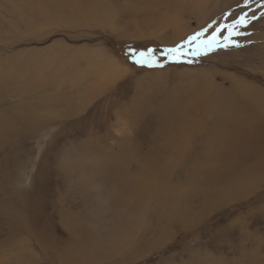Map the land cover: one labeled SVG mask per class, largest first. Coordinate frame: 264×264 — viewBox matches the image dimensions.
I'll use <instances>...</instances> for the list:
<instances>
[{
    "label": "rangeland",
    "instance_id": "obj_1",
    "mask_svg": "<svg viewBox=\"0 0 264 264\" xmlns=\"http://www.w3.org/2000/svg\"><path fill=\"white\" fill-rule=\"evenodd\" d=\"M60 1L0 0V264H264V180L246 178L254 152L221 158L211 192L212 175L191 178L194 160L155 153L168 141L157 142L154 123L159 107H186L208 84L264 89L262 0L185 11L179 41L161 22L167 0H111L116 18L99 21L96 0ZM244 13L246 26L229 35ZM217 28L209 51L202 42Z\"/></svg>",
    "mask_w": 264,
    "mask_h": 264
},
{
    "label": "bare ground",
    "instance_id": "obj_2",
    "mask_svg": "<svg viewBox=\"0 0 264 264\" xmlns=\"http://www.w3.org/2000/svg\"><path fill=\"white\" fill-rule=\"evenodd\" d=\"M96 1H97L96 5L92 4V6H93L92 11L95 12V14L92 16L93 20L99 21V20H101V16H103L104 18H108V15L111 16V14L114 15V16H111L112 19L116 18V13L118 12L119 9L117 6L116 7L112 6L113 4H112L111 0H96ZM153 1L157 2V4L164 2V0H153ZM167 1H169V3H171L170 8L172 7V9H173L172 15L163 14L165 16L162 17L164 19L161 22H164L165 26L171 27L172 30H174L178 33L176 35L177 36L179 35L178 40H177V41H179V39L184 35L185 30L188 29L186 27V25H187L186 20L182 21L183 16H185L184 12L187 11V12H189L188 15H190V14H193V9H195L198 13H201L205 9V6H207V4L209 3L210 0H183V1L182 0H167ZM61 2L62 1L57 0L58 4H55L54 7H61L63 4ZM141 2L143 3V5H145V3H147L149 5L152 4V3L150 4L151 0L149 1V3L147 2V0H141ZM86 3H88V2H86ZM161 5H163V4H161ZM187 5H192L193 8L191 6H187ZM87 6H89V4ZM153 6H154V4H153ZM156 7H158V6H156ZM76 8H78L76 13H79L81 11L80 6H77ZM146 9H148V8L146 7ZM160 9H158V10H160ZM150 10H154V9H150ZM156 10H154V11H156ZM166 10H167V8H166ZM160 12H161V14L164 13V11H160ZM188 15H186V16H188ZM197 19L199 20V17ZM83 21H86V20L83 19ZM157 25H158V23H157ZM157 25H155V26H157ZM160 28L158 26V28H156L155 30L160 31ZM233 84L234 85L229 89L226 88L224 85H215V84L210 85V84H208L205 88H198V89H195V90L190 92L191 93V99L188 100L186 107L181 106L179 109H177V111H172V109L170 110L169 107L163 105L164 108L159 107L161 109L154 111V114L156 116L154 118V123L156 125L155 136L158 137L156 140H158L157 142H164L165 140H167L168 141L167 147L171 149V150L166 149L167 147H165V144L163 145V143H162L160 145H157L158 150L155 153H159V150H161L162 153H163V151H166L167 153H169L168 151H170V152H173V154L175 153L176 155H180L181 160H182V158H184V160H185V157H186V160L188 162H191L192 160H194V162H193L194 164L192 165V167H194V171L192 170L193 171V173H192L193 177H191V178L199 179L201 177L202 180L200 182H198V183H201V182H205L206 180H208V178L212 175L211 179H209V180H211L212 183H210L209 186L207 185L208 187H210V189H212L211 192H216V190L218 189V186L216 187V183H218V181L221 179L219 176H216L217 170H219L218 169L219 164L222 163V161H223L221 158L238 157V159L240 158L239 161H243V160L248 159V157L254 156L253 158H255L256 161L248 169V171L246 173L247 177L246 176L245 177L248 178L249 181L250 180L252 181L253 179H255L257 182H260V181L264 180V89L261 90V88H259V87L256 88L253 84H248L245 82L243 84L233 82ZM235 84H237V86H235ZM75 88H76V86H75ZM21 96H22V94H21ZM54 100H55V98H54ZM48 102H49V100H47V99L45 100V103L43 102V105L41 106L42 110H44L46 108L45 106H47ZM20 104H22V103H20ZM20 106H23V105H20ZM175 107H177V105H175ZM18 109H20V108H18ZM28 111H29V109H28ZM19 112H20V110H19ZM4 113L6 114V112H4ZM10 114H11V112H10ZM12 115L14 116V114H12ZM27 115H29V114H27ZM30 116H34V115L30 114ZM200 117H203V118L207 117L210 119L214 118V120L208 124H204L202 121L199 120ZM8 118H9V116H8ZM14 121H17V119L14 118V120L10 121V122H14ZM48 122L50 124H52L51 121L48 120ZM4 124L5 123L1 122V120H0V132L5 129L6 125H4ZM38 125H39V123L36 126H38ZM159 147H161V148H159ZM253 152H254V155L249 156ZM182 155H184V157ZM258 155H259V157H258ZM102 158H103L102 160L105 161V164H107V166H108V167H105V168H107L106 171H108V172L111 171L110 176H113V175L118 174L120 172L121 167L119 165H117V162L111 161L108 156H104ZM168 158H169V156H168ZM230 159L227 162H229ZM162 160H164V159H162ZM225 160H227V159H225ZM121 161H123V160H121ZM232 161H230L229 164ZM223 162H225V161H223ZM121 165L123 167V164H121ZM180 165H182V164H179V166ZM180 167H182V166H180ZM236 167H237V165H236ZM105 168H103V169H105ZM245 168H246V166H245ZM186 170H188V169H186ZM233 170H234L233 168L228 169V170H226L225 174L229 175L228 173L232 172ZM181 172H183V171H181ZM222 172H224V170ZM222 172H220V173H222ZM208 173H210V174H208ZM222 174H224V173H222ZM222 174L220 176H222ZM80 175H81V173H80ZM100 177L101 176H98V178H100ZM186 177H188V176L185 175V178ZM225 177H227V176L225 175ZM235 178H237V177H235ZM162 180H164V179H162ZM222 180L225 183V180L223 177H222ZM168 182H169V180H168ZM183 184H185V183H183ZM247 184L250 185V183H247ZM166 185L167 184H165L164 186H166ZM220 185H222V183H220ZM222 186H224V185H222ZM159 191H161V190H159ZM206 193H208V192H206ZM155 196H156V194H155ZM171 198H172V196H171ZM184 199H186V197ZM209 199H210V197H209ZM180 203H181V201H180ZM183 204H185V202L182 203V205ZM162 205H163V203H162ZM176 206H171V207L174 208ZM180 210H182V209H179V211ZM158 211H160V210L158 209ZM170 212L171 211H169V214H170ZM176 212H178V211H176ZM180 212H182V211H180ZM176 215H177V213H176ZM169 216L170 215L167 216V219H169V220L175 219L173 217L170 219V218H168ZM176 219L178 220V217ZM30 225L31 224H29V226Z\"/></svg>",
    "mask_w": 264,
    "mask_h": 264
},
{
    "label": "snow or ice",
    "instance_id": "obj_3",
    "mask_svg": "<svg viewBox=\"0 0 264 264\" xmlns=\"http://www.w3.org/2000/svg\"><path fill=\"white\" fill-rule=\"evenodd\" d=\"M244 2V5L247 7L249 6L250 4V0H243ZM260 7H264V0H262L261 4L259 5ZM251 19H256V16L253 15L251 17ZM248 20V16H247V13H244L243 15L239 16L231 26H228L229 28V35H231L233 32H235L236 28L237 27H245L246 26V21ZM221 31L220 28H217L216 29V33H214L211 37H210V40L209 41H203L202 43H205L207 45V50H212L215 46L218 45V41H217V34ZM203 33H196L194 36L192 37H189V40L188 42H193V41H196L200 36H202ZM225 40H228V36H225L224 37ZM224 47H227L228 45L225 44L223 45ZM236 46H239V45H236ZM151 51V50H149ZM170 53H176L178 51V48L177 49H169L168 50ZM141 56H143V54H141ZM138 65L139 64H144V63H147V61L143 60V59H138L135 61ZM148 66H152L151 63L148 64Z\"/></svg>",
    "mask_w": 264,
    "mask_h": 264
}]
</instances>
